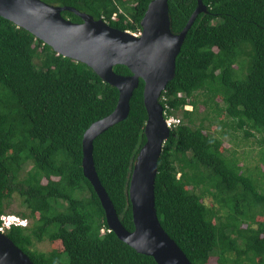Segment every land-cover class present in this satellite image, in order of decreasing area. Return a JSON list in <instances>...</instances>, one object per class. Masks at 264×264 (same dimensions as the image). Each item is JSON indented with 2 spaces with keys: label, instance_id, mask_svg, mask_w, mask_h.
<instances>
[{
  "label": "trees",
  "instance_id": "obj_1",
  "mask_svg": "<svg viewBox=\"0 0 264 264\" xmlns=\"http://www.w3.org/2000/svg\"><path fill=\"white\" fill-rule=\"evenodd\" d=\"M44 1L140 32L152 0ZM203 2L207 11L188 31L176 75L160 97L167 115L181 121L159 158L156 209L192 264H209L215 256L218 264H242L243 256L264 264V183L237 155L242 137L261 132L264 144V0ZM169 5L172 29L179 33L198 0H169ZM62 14L82 22L71 10ZM114 70L132 73L123 64ZM144 86L141 79L129 116L94 141L96 170L130 231L135 228L130 181L146 142ZM119 96L88 64L58 53L0 15V225L18 196L23 207L18 215L32 222L6 234L35 264H159L110 228L83 170L84 134L114 111ZM223 209L230 211L227 218ZM244 221L248 225L241 228ZM45 239L52 250L34 248Z\"/></svg>",
  "mask_w": 264,
  "mask_h": 264
},
{
  "label": "water",
  "instance_id": "obj_2",
  "mask_svg": "<svg viewBox=\"0 0 264 264\" xmlns=\"http://www.w3.org/2000/svg\"><path fill=\"white\" fill-rule=\"evenodd\" d=\"M71 10L82 18L75 22L63 16ZM203 0L179 33L172 29L169 0H152L141 21L142 31L135 34L113 27L104 19L73 6H60L44 0H0V15L26 28L60 54L84 62L105 81L119 89L114 111L94 122L83 138V170L104 206L108 224L118 237L159 264H192L185 251L161 224L156 209L155 184L158 162L171 134L160 102L162 93L176 75L177 57L188 31L201 12ZM118 64L130 68L123 75L114 70ZM144 80V100L148 111L146 142L134 163L129 196L135 228L128 230L100 180L94 161L96 137L125 120L131 110L134 90ZM0 264H35L31 257L6 233L0 231Z\"/></svg>",
  "mask_w": 264,
  "mask_h": 264
},
{
  "label": "rangeland",
  "instance_id": "obj_3",
  "mask_svg": "<svg viewBox=\"0 0 264 264\" xmlns=\"http://www.w3.org/2000/svg\"><path fill=\"white\" fill-rule=\"evenodd\" d=\"M247 73V70L245 69L244 72H242V75L244 76ZM218 127V126H217ZM219 128H221L219 126ZM224 128V127H222ZM217 132V131H215ZM219 132V131H218ZM225 132L224 130H221V134ZM240 135H243L244 131L240 130ZM256 137H248V138H241V140L239 141V143L241 144L238 147V153L237 155L240 157L239 161L241 163H243L244 165H247V167L249 168V166L252 168L250 170V175H252V177L255 178V180L259 179V182H263L264 183V144L260 141L263 137V134L261 132H255ZM232 137V136H231ZM226 140V144L227 146H230V142L227 140L228 136H226L224 138ZM253 151V152H252ZM244 154V157L242 156ZM230 155H232V151H227V156L230 157ZM252 155L254 157H252ZM246 167V168H247ZM211 197H207L206 198V202L208 204H211ZM21 205V199L16 196L14 198V200L12 201L11 207L7 208V213H11V214H16L18 215L19 211H21L23 209V207L20 206ZM220 207V206H218ZM261 209V207H257L256 211H259ZM246 210V209H245ZM230 214V211H228L227 209H223V217L227 218V216ZM247 214H251V213H247ZM19 216V215H18ZM264 217H261V219H263ZM28 223L32 222V219H28ZM248 223H246L244 221V223H241L240 226L241 228H245L247 227ZM34 248L37 250H41V251H50L52 250V245L51 242L48 239H45L43 241H36ZM236 254L234 256H230L233 259L236 258ZM209 264H218V260L217 257L215 256L214 258L211 259ZM242 264H251L250 261L247 260L246 256H243V261Z\"/></svg>",
  "mask_w": 264,
  "mask_h": 264
},
{
  "label": "built area",
  "instance_id": "obj_4",
  "mask_svg": "<svg viewBox=\"0 0 264 264\" xmlns=\"http://www.w3.org/2000/svg\"><path fill=\"white\" fill-rule=\"evenodd\" d=\"M135 34H140L141 32H134ZM188 110H192L193 106L192 105H186L185 107ZM166 114V121H167V125L172 129L174 128L176 125H178L180 123V118L176 117V116H170L167 115V112L165 111ZM1 225H0V231L3 233H6V231H8L13 225H23L26 226L28 225V219H24L20 216L14 215V214H3L1 216Z\"/></svg>",
  "mask_w": 264,
  "mask_h": 264
},
{
  "label": "clouds",
  "instance_id": "obj_5",
  "mask_svg": "<svg viewBox=\"0 0 264 264\" xmlns=\"http://www.w3.org/2000/svg\"><path fill=\"white\" fill-rule=\"evenodd\" d=\"M128 31H130V30H128ZM141 31H142V30H141ZM141 31H140V32H141ZM131 32H132V31H131ZM133 33H134V32H133ZM187 105H192V104H187ZM192 106H193V105H192ZM192 110H193V109H192ZM165 111H166V110L164 109V116H165V118H166ZM166 122H167V121H166ZM168 127H169V126H168ZM169 128H170V127H169ZM170 129H171V128H170ZM171 130H172V129H171ZM9 214H11V213H9ZM14 215H16V214H14ZM17 216H18V215H17ZM19 216H20V215H19ZM20 217H21V216H20ZM13 226H14V225H13ZM19 226H21V225H19ZM11 228H12V227H11ZM11 228H10V229H11ZM10 229H9V230H10ZM6 232H7V231H6Z\"/></svg>",
  "mask_w": 264,
  "mask_h": 264
}]
</instances>
